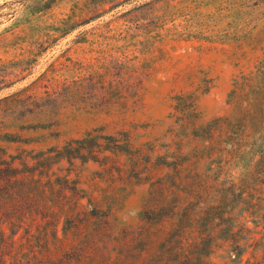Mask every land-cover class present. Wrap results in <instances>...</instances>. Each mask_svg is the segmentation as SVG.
<instances>
[{
    "label": "rangeland",
    "instance_id": "1",
    "mask_svg": "<svg viewBox=\"0 0 264 264\" xmlns=\"http://www.w3.org/2000/svg\"><path fill=\"white\" fill-rule=\"evenodd\" d=\"M0 222L6 264H235L236 223L264 264V0H0Z\"/></svg>",
    "mask_w": 264,
    "mask_h": 264
},
{
    "label": "trees",
    "instance_id": "2",
    "mask_svg": "<svg viewBox=\"0 0 264 264\" xmlns=\"http://www.w3.org/2000/svg\"><path fill=\"white\" fill-rule=\"evenodd\" d=\"M190 107V106H189ZM79 143V142H78ZM10 183H11V180H10ZM240 197H241V199L242 200H246V198H244L243 197V195L241 194L240 195ZM6 216V215H5ZM224 218L225 219H227L229 222H231V221H234V218H236V217H234V216H231L230 215V218H227V216H226V214H225V216H224ZM10 223H12V222H10ZM0 224L2 225V222H0ZM236 224H238L239 225V229L237 230V231H234L233 229V231H230L229 232V237H227V238H225V240L227 241V242H229V244H234V249H235V260H236V262H235V264L237 263V261H241V260H238V257H240L242 254H240V253H238V251L236 250L237 248H240V247H245V248H249V247H253L254 246V244H238V241H241V240H244V241H246V240H249V239H254V236L253 235H251V234H249L252 230L251 229H249V228H247L243 223H236ZM249 229V230H248ZM0 230H1V232H2V230L3 229H1L0 228ZM15 230H12L11 232H14ZM249 232V233H248ZM15 233V232H14ZM14 233H13V235H14ZM240 233V234H239ZM3 235L5 236V234L3 233ZM240 235H244V236H242L241 238H240V240H238V238L240 237ZM264 237V235L262 236V238ZM257 242H260L259 240L257 241ZM228 244V245H229ZM260 244H261V242H260ZM259 244V245H260ZM226 248H224V252L226 253ZM226 256V255H225ZM225 256H223V259L225 258ZM253 257V256H252ZM234 258V255L232 256V252H230V255H228L227 256V260H224V262H223V264H231V263H233L232 262V259ZM264 258V257H263ZM263 258H261V259H263ZM260 259V260H261ZM247 264H250V262H251V257H249L247 260ZM257 261H259V260H256L255 262H257ZM0 264H6V262H5V260H4V257H0ZM12 264H17V263H12ZM166 264H177V261H175V260H173V258H168L167 260H166ZM182 264H193V263H190V259H188V261H183L182 262ZM208 264H213V263H211V262H208ZM214 264H217V263H214Z\"/></svg>",
    "mask_w": 264,
    "mask_h": 264
}]
</instances>
